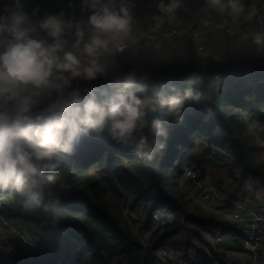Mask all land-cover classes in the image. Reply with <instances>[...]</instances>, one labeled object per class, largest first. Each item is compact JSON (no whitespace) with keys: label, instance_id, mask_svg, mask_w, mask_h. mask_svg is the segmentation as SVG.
<instances>
[{"label":"trees","instance_id":"trees-1","mask_svg":"<svg viewBox=\"0 0 264 264\" xmlns=\"http://www.w3.org/2000/svg\"><path fill=\"white\" fill-rule=\"evenodd\" d=\"M159 2L123 0L132 28L144 29L153 22V16L159 15ZM11 3L0 0V9ZM21 3L30 16L38 9L33 20L63 12L66 20L78 22L90 14L81 11V0ZM244 4L253 11L250 0ZM211 11L205 0H183L173 24L184 28L199 23ZM172 40L177 43L159 49L115 50L118 69L107 70L95 81H73L74 87L99 90L135 71L138 77H148L149 86L155 82L163 83L164 90L168 85L199 90L203 94L200 103L189 102L183 122L170 124L163 157L137 158L105 132L85 138L71 156L58 154L55 184L45 182L41 189L24 195L0 190L13 193L17 207L32 202L28 206L35 224L34 247L20 249L0 264H155L163 245L181 257H200L210 244V233L223 223L194 200L186 187L187 170L200 177L216 171L213 180L224 183L231 198L245 201L264 196V161L257 157L250 129L264 139V47L254 45L233 54L226 50L228 61L219 63L197 54L191 38ZM206 105L213 108V115L204 111ZM61 192V202L45 211V205L51 206ZM4 209L12 219V210ZM54 233L58 238L53 241L49 237ZM216 248L209 258L188 264H229L221 247Z\"/></svg>","mask_w":264,"mask_h":264},{"label":"clouds","instance_id":"clouds-1","mask_svg":"<svg viewBox=\"0 0 264 264\" xmlns=\"http://www.w3.org/2000/svg\"><path fill=\"white\" fill-rule=\"evenodd\" d=\"M182 3L160 0L151 31L165 20L173 22ZM205 6L233 22L245 12L243 0H205ZM37 11L30 16L21 0L0 9V190L24 195L45 182L55 184L58 154L71 156L85 138L105 132L137 158H162L170 124H181L186 105L200 103L203 94L175 85L164 90L163 83L149 86L148 77L135 71L104 89L74 87L73 81L105 75L103 58L112 54L118 38L132 32L130 11L123 0L119 5L117 0H81V11L90 14L78 22L66 20L63 12L33 20ZM255 16L249 11L247 18ZM253 43L264 47V32L255 33ZM115 50L124 49L115 44ZM204 111L214 114L207 105ZM63 195H56L45 211L54 210Z\"/></svg>","mask_w":264,"mask_h":264},{"label":"built area","instance_id":"built-area-1","mask_svg":"<svg viewBox=\"0 0 264 264\" xmlns=\"http://www.w3.org/2000/svg\"><path fill=\"white\" fill-rule=\"evenodd\" d=\"M252 8L256 12V16L251 19V22L259 32H264L263 0H255L252 3ZM205 21H209V24L206 25ZM154 24L155 21L149 23L133 39L115 44L122 46L123 51H141L159 49L166 42L175 38H191L197 54L206 57L209 55L210 46L215 37L242 38L247 36L243 31L237 30L229 24L217 28L216 25L223 24V21H218L213 13L208 14L199 23L194 22L184 28L176 27L173 22L165 21L160 29L151 31ZM66 38L70 41L72 39L71 37ZM184 178L186 187L191 191L194 200L207 209L214 210L218 206L217 211H225L227 207H230V219L235 223V228L231 233L235 232L238 235V251L252 256L254 261L251 264H258L255 261L257 252L264 243V204L251 205L252 203L230 202L229 190L225 184L215 182L209 172L200 177L195 171L187 170ZM4 222L7 235L0 243V260L8 259L10 255L20 249L34 247V240L26 232L24 233L21 229L8 225L6 221ZM217 230L219 231H213V233L218 237H223L221 236L222 230L218 228ZM218 242L224 243L221 239H218ZM214 250L215 246L212 244L205 247L200 257H181L175 249L163 245L157 250L155 264H188L189 260L198 263L203 257L209 258L210 252Z\"/></svg>","mask_w":264,"mask_h":264},{"label":"crops","instance_id":"crops-1","mask_svg":"<svg viewBox=\"0 0 264 264\" xmlns=\"http://www.w3.org/2000/svg\"><path fill=\"white\" fill-rule=\"evenodd\" d=\"M250 9V8H249ZM248 9V11H250ZM244 15H242L240 18H238L235 22L231 20V18L224 16L219 18L220 21L227 20L229 25L233 26L235 29L243 31L247 36L246 37H232L231 42L228 40H225L223 37H215L213 40V43L210 47L209 51V57H211L214 61L219 62V63H226L228 61L227 55H226V50L228 51V54H233V53H238V52H243L246 48L250 46H254L255 44L253 43V37L255 33L259 32L256 27L252 24L251 20L248 19V21H245L243 18ZM143 29L142 26L132 28V32L129 36H122L118 38L116 42H127L131 39H133L141 30ZM115 42V43H116ZM177 43V41H174ZM173 40L168 41L165 43V45H173L174 44ZM261 48V47H259ZM114 45H113V52L110 55H107L103 58L102 62L105 63L107 70H116L119 68V64L117 63L115 57H114ZM47 101L45 100L41 105H44ZM210 175L213 177V174L209 171ZM242 202V203H253L251 205L255 204H264V196H260L256 199H245V201H240L235 198L230 197V202ZM200 204V203H199ZM201 205V204H200ZM231 205V204H230ZM202 206V205H201ZM217 206V205H216ZM205 207V206H204ZM218 206L214 208V210L208 209V212H214V215L221 220L223 223V226L217 227L220 230H224V232L221 234V236H226L225 238L226 242L220 244V249L223 253L226 254L229 264H251L254 259L252 256L249 254H241L237 253L238 251V240H237V234L231 233L233 229L235 228V223L230 219V207H227L225 211H217ZM216 228V229H217ZM229 232V233H228ZM230 239V240H229ZM213 240L211 234L209 235V245L211 246V241ZM207 246V247H208ZM236 246V248H235ZM215 246V250H216ZM229 255V256H228ZM258 264H264V243L260 247V249L257 252V258L255 260Z\"/></svg>","mask_w":264,"mask_h":264},{"label":"rangeland","instance_id":"rangeland-1","mask_svg":"<svg viewBox=\"0 0 264 264\" xmlns=\"http://www.w3.org/2000/svg\"><path fill=\"white\" fill-rule=\"evenodd\" d=\"M246 0H243V3H245ZM255 0H250V5H251V8H252V3L254 2ZM249 5V6H250ZM245 6V12H244V19L245 21H248V9L250 8H247L246 5L244 4ZM263 6H264V0H263ZM251 11V9H249ZM253 10V8H252ZM210 13H213L215 15V18L219 20L220 16L216 15L214 12H210ZM251 20V19H250ZM262 49V48H260ZM251 131H253L254 135L252 137V141L253 143L256 145V152H257V157H259L261 160L264 161V139L261 137V135H259L260 133H255L253 127L250 128ZM213 176H217L216 174V171L215 172H212ZM190 195V193H189ZM28 203H26L23 206L21 207H17V203H15L14 201V194H6L5 192L3 193V191H0V211L2 212H5V215L2 216L0 215V243L1 241L6 237L7 235V229H6V226H5V222L8 224V225H11L12 227H16L18 229H21L24 233L26 232L27 234L30 232V234H28L30 237L31 235L34 236V234L32 233V229L35 228V224L33 223V210L32 208H30V205L32 202H29L27 201ZM246 202V201H245ZM196 203V202H195ZM253 204V203H252ZM4 207L6 209L10 208L12 210V215H13V218L12 219H8L7 216H6V211L4 209ZM202 209L203 210H208L206 207H204L202 205ZM214 231L218 232L219 230L217 229H214ZM224 232V230L221 231V234ZM213 240L211 241V244H214V246L218 247L220 246L221 242H218V239H221V241H224L226 242L225 238H227L225 235L223 237H218L217 235H215L213 232L210 233ZM181 234L177 235V237L181 238ZM220 236V235H219ZM58 238V234L57 233H54V234H51V236L49 237L50 240H56ZM228 239V238H227ZM236 248V246H235ZM237 253H241V254H244L242 253L241 251H236ZM229 256V255H228Z\"/></svg>","mask_w":264,"mask_h":264}]
</instances>
